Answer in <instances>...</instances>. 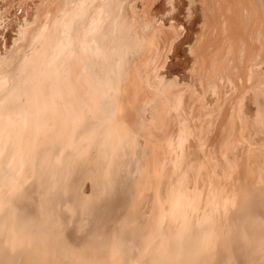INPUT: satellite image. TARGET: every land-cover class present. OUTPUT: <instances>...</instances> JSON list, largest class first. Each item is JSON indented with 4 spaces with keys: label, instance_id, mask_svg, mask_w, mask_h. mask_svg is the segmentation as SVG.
<instances>
[{
    "label": "bare ground",
    "instance_id": "obj_1",
    "mask_svg": "<svg viewBox=\"0 0 264 264\" xmlns=\"http://www.w3.org/2000/svg\"><path fill=\"white\" fill-rule=\"evenodd\" d=\"M32 9L0 40V264H264V0Z\"/></svg>",
    "mask_w": 264,
    "mask_h": 264
},
{
    "label": "rangeland",
    "instance_id": "obj_2",
    "mask_svg": "<svg viewBox=\"0 0 264 264\" xmlns=\"http://www.w3.org/2000/svg\"><path fill=\"white\" fill-rule=\"evenodd\" d=\"M9 3L4 6L3 3L7 2V0H0V40H6V38L4 39L3 37V34H6V32H10L13 34H15V31L13 30L14 29V26L16 25L17 23V19H18V15L20 14V12L22 13V11L24 13H26V15L30 16L31 15V12L33 9H32V6H33V0H8ZM19 1V2H18ZM27 1V2H26ZM3 2V3H2ZM14 3V4H13ZM27 3V4H26ZM13 4V5H12ZM18 6H17V5ZM11 5V6H10ZM22 5V6H21ZM26 7H24V6ZM21 6V7H20ZM31 6V7H30ZM8 7V8H6ZM2 8V9H1ZM27 9V10H26ZM29 9V10H28ZM15 10H16V13H15ZM4 11V12H3ZM7 11V12H6ZM18 11V12H17ZM34 11V10H33ZM13 14H12V13ZM5 14V15H4ZM7 14V15H6ZM9 14V15H8ZM18 14V15H17ZM3 15V16H2ZM182 16H185V13H182L181 14ZM6 17V18H5ZM8 17V18H7ZM13 18V20H12ZM8 20V21H7ZM10 20V21H9ZM7 21V22H6ZM16 22V23H15ZM10 24V25H9ZM13 24V25H12ZM15 24V25H14ZM3 27V28H2ZM11 27V28H10ZM8 29V30H7ZM12 30V31H11ZM5 31V32H4ZM3 38V39H2ZM3 47L5 48V44H2ZM77 145V144H76ZM31 171V169L29 170V172ZM151 210V206L149 208Z\"/></svg>",
    "mask_w": 264,
    "mask_h": 264
},
{
    "label": "snow or ice",
    "instance_id": "obj_3",
    "mask_svg": "<svg viewBox=\"0 0 264 264\" xmlns=\"http://www.w3.org/2000/svg\"><path fill=\"white\" fill-rule=\"evenodd\" d=\"M169 7H170V9H171V7H173V6H172V5H170Z\"/></svg>",
    "mask_w": 264,
    "mask_h": 264
}]
</instances>
